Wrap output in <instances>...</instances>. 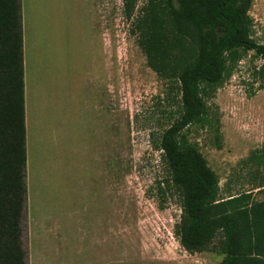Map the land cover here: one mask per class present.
I'll return each instance as SVG.
<instances>
[{
  "label": "rangeland",
  "instance_id": "374dc122",
  "mask_svg": "<svg viewBox=\"0 0 264 264\" xmlns=\"http://www.w3.org/2000/svg\"><path fill=\"white\" fill-rule=\"evenodd\" d=\"M101 4L95 52L73 27L71 37H55L42 75L30 76L40 109L33 141L27 132V264H220L222 235L210 250L189 253L177 229L180 195L172 188L164 203L158 195V183L170 179L160 137L181 113L180 98L165 97L166 83L148 66L122 0ZM250 15L253 37L264 43V0H254ZM252 56L207 88L212 122L186 131L219 176L221 200L264 179L248 162L264 144V90L249 97L254 69L264 60ZM91 82L98 85V125L85 110L94 98ZM51 123L55 136L47 135ZM258 191L254 198L264 200Z\"/></svg>",
  "mask_w": 264,
  "mask_h": 264
},
{
  "label": "trees",
  "instance_id": "16d2710c",
  "mask_svg": "<svg viewBox=\"0 0 264 264\" xmlns=\"http://www.w3.org/2000/svg\"><path fill=\"white\" fill-rule=\"evenodd\" d=\"M122 0L125 18L166 83L165 97L180 98L181 113L162 133L159 148L170 179L159 182L166 202L172 188L182 200L178 224L189 253L211 249L222 235L220 264H264V179L252 190L219 199L220 179L186 131L212 122L208 87L222 84L250 53L264 60L253 37L254 0ZM249 97L264 90V66L255 68ZM264 173V144L248 158ZM25 64L21 0H0V264H27L23 221L28 203Z\"/></svg>",
  "mask_w": 264,
  "mask_h": 264
},
{
  "label": "crops",
  "instance_id": "0c3cea01",
  "mask_svg": "<svg viewBox=\"0 0 264 264\" xmlns=\"http://www.w3.org/2000/svg\"><path fill=\"white\" fill-rule=\"evenodd\" d=\"M23 16V39H24V64H25V97H26V124L28 135L31 133L32 141L34 130L38 124V103L34 107L33 81L43 73L44 58L53 56L56 48L55 37L62 41L63 36L71 37V30L76 27L85 36V41L91 43L95 50V37L99 19L98 9L102 7L101 0H21ZM66 30V31H65ZM52 36L53 41H48ZM47 42V43H46ZM95 52V51H94ZM94 74V72H92ZM90 74V75H92ZM93 78V76H92ZM88 80V79H87ZM91 82L89 89L93 88L94 98L86 105L87 115L99 118L98 85ZM61 89V88H60ZM62 91L61 94H63ZM40 98V96H37ZM37 115V119H36ZM89 128L93 131L96 127L93 122ZM98 125V124H97ZM100 125V124H99ZM49 129L48 136H55L54 123L46 124ZM92 135V132H91Z\"/></svg>",
  "mask_w": 264,
  "mask_h": 264
}]
</instances>
